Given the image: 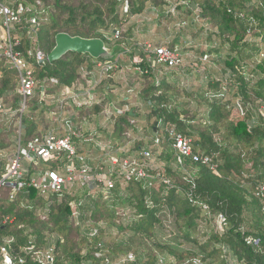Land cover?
I'll use <instances>...</instances> for the list:
<instances>
[{"label": "trees", "instance_id": "trees-1", "mask_svg": "<svg viewBox=\"0 0 264 264\" xmlns=\"http://www.w3.org/2000/svg\"><path fill=\"white\" fill-rule=\"evenodd\" d=\"M171 1L180 0H130V12L124 14L119 0H28L45 9L36 29L38 45L46 56L55 47L56 35L67 33L100 38L118 57L106 62L69 53L54 63L32 60L38 93L44 88L54 103L44 106L40 98L30 102V110L41 109V117L38 121L29 113L22 116V145L50 132L68 135L55 121L48 122L45 113L50 117L52 110H58L56 98L62 91L91 81L98 63L112 64L113 71L103 75L92 91L102 100L76 110L73 130L86 136L83 123L105 112L114 100L111 87L119 83L113 80L114 74L123 70L131 81L125 94H131L140 106L112 117L104 130L113 143L111 152L91 147L98 155L139 160L149 151L156 166L147 161L148 177L143 179L123 182L115 177L116 185L107 198L100 192L92 196L86 188L49 198L25 189L10 202L9 191L2 190L0 238L14 237L17 254L33 245L35 250L54 246L55 264H264V201L257 196L264 185V0H182L187 4H178L176 15L168 13ZM195 29L206 34L207 50L195 64L186 66L184 52L200 50L194 45ZM116 30L121 31L119 38L114 37ZM162 31L164 39L158 44ZM142 38L152 43H148L152 51L159 46L177 50L184 65L169 69L154 64ZM31 45L25 34L20 49L26 52ZM206 55L208 60L202 65ZM211 60L223 68L209 78L201 76L199 72L209 71ZM5 64L1 59L0 103L16 111L21 101L18 73ZM188 73L201 78L200 93L180 85V77ZM1 117L0 130L8 132H0V152L11 150V137L22 127L18 116L9 125V118ZM172 127L191 139L194 152L211 158V164L181 160L167 132ZM121 139L122 144H116ZM74 143L88 157L91 149L86 143L78 137ZM96 162L88 163L95 167ZM6 165L0 162L2 173ZM36 169L55 170L57 164L40 161L30 174ZM164 211L177 230L169 236L156 230L164 228ZM219 215L225 217L226 226L208 235L205 229ZM185 245L191 248L183 249Z\"/></svg>", "mask_w": 264, "mask_h": 264}, {"label": "built area", "instance_id": "built-area-1", "mask_svg": "<svg viewBox=\"0 0 264 264\" xmlns=\"http://www.w3.org/2000/svg\"><path fill=\"white\" fill-rule=\"evenodd\" d=\"M122 4L124 14H129L131 9L130 0H119ZM178 4H187L180 0L179 2H170L168 13L176 15ZM45 13V9L37 3L32 5L28 0H0V60L8 62L12 69L18 73L17 94L20 96V106L18 110H8L0 103L1 118L18 116V125H21V118L27 112L29 101L31 102L36 90L39 88V82L35 78V68L32 60L42 64L47 61V56L38 45L37 29L40 25V17ZM25 34L29 37L32 45L26 52L22 51V42ZM121 31L116 30L114 37L119 38ZM146 51L153 54V62L165 68H179L184 65V58L177 50L167 46L156 47L153 51L148 44ZM208 56H204L207 60ZM97 67L103 75L113 71L112 64L98 63ZM45 100V93H41L40 101ZM60 102V101H59ZM60 111L53 115L64 116V108L67 104L60 102ZM129 109L110 108L105 109V115L108 119L113 116L122 115ZM70 121V120H69ZM65 120L68 135L60 137L53 132L35 137L24 145L21 143V130L18 132L17 149L13 156L7 160V169L4 173L0 171V192L9 191L8 200L13 202L19 194L25 189L37 190L43 198H49L54 194H60L64 191L72 192L76 188H86L90 194L100 192L105 198L115 187V177L121 178L123 182L143 179L148 177L147 166L151 161V153L144 152V159L126 157L120 158L116 155L106 153L99 158L96 166H91L90 158L78 152L74 137L78 133L73 130L72 123ZM173 140V147L181 160L191 158L194 162H201L204 165H210L212 160L209 157H203L196 154L193 150L192 141L175 129H167ZM156 143L160 139L156 138ZM108 152V148H100ZM54 162L57 164L55 170L36 169L34 174H30L32 169L39 163ZM27 166V167H26ZM167 183V182H166ZM257 196L264 201V185L258 188ZM1 199V194H0ZM8 221V218L5 222ZM216 223L220 230L226 226V219L223 215L216 218ZM14 237L0 238V264H55V247L48 246L45 250H35L33 245L21 248V254L16 253ZM248 243H251L248 240Z\"/></svg>", "mask_w": 264, "mask_h": 264}, {"label": "crops", "instance_id": "crops-1", "mask_svg": "<svg viewBox=\"0 0 264 264\" xmlns=\"http://www.w3.org/2000/svg\"><path fill=\"white\" fill-rule=\"evenodd\" d=\"M152 32L153 31H151V30H148V34H152ZM145 44H148L147 42L145 43ZM5 68H8L9 70L11 69V70H13L12 68H11V66H10V64L8 63V62H6V64H5V66H4ZM117 74H119V75H121L119 78L117 77L118 75ZM117 74H114V77H113V80L114 81H118L119 80V83L117 84H114L111 88H112V90H111V93H112V95H114V100L113 101H111L110 102V104L108 105L110 108H119V109H125V108H127V109H132L133 107L134 108H137L138 106H140V104L139 103H137V102H134V97L131 95V94H129L128 96L125 94V89H126V86L127 85H129L131 82H129L128 83V80L129 79H126L125 78V75H124V71L123 70H121L120 72H118ZM102 77H104L103 76V74H102V71L99 69L96 73H93L92 74V80L91 81H87V84L86 85H83L82 83H79L78 85H75L73 88H71V89H65L64 91H62L58 96H57V98L56 99H58V101H56L57 103L56 104H58V110H56V111H60L59 109H60V102H64V104H67V107H65L64 108V116L62 115V117H60L59 116V113H58V116H55V115H53L56 111H54V110H52V112H51V116L49 117L48 116V114H46L45 113V118L48 120V122L50 121H52V122H56L57 124H59L60 126L62 125V121L64 122L63 123V126L66 124L65 123V120L66 121H69V122H71L72 120H74V119H76L77 118V109H79V108H81V107H86V108H91L93 105H97V104H99L100 103V100H102V99H100V97L98 96V95H96V94H93L92 93V91H94L95 89H96V87L99 85V83L101 82V80H102ZM42 92L43 93H45V89L44 88H42ZM40 95L41 94H39L38 93V90H36V93H35V97H34V99H36V98H40ZM53 99H54V97H51V96H46L45 95V100L43 101V102H45V104H44V106H47V107H52L53 106V103L54 102H52L53 101ZM60 101V102H59ZM121 101H123V102H126L125 104H121L120 102ZM129 101L131 102V103H129ZM132 102H134V103H132ZM108 106H106V108L108 107ZM43 107V106H42ZM30 106L28 107V110H27V112L26 113H29L30 114V116L31 115H33L34 116V120H38V119H40V115H41V109H39V110H37V111H35V112H32L31 110H30ZM105 108V109H106ZM54 111V112H53ZM105 112L103 113V118L104 119H102V117H101V115L98 117V118H94L95 119V122H97L98 123V127H96V129H94V128H92L91 127V122L90 121H85L84 123H83V125L85 126V127H83V130H85V133H86V136L88 137L89 135L91 136V133H93V140H94V138H99L100 140H105L106 141V139L105 138H103V137H105V135H104V130L107 128V126H109L110 127V122H111V119H108V117L107 118H105ZM11 121H13V117L8 121V122H11ZM39 121V120H38ZM55 122H54V124H55ZM108 122V123H107ZM107 123V124H106ZM51 124V123H50ZM63 126H61L60 127V129L63 131V132H65V133H67L68 131H67V129H66V127H63ZM73 126V125H72ZM74 127V126H73ZM20 129H25V126L23 125V122H22V127H20V128H16V130H15V133H17L18 134V132H19V130ZM95 131H94V130ZM109 129V128H108ZM74 130H76V129H74ZM7 132L6 130H0V132ZM93 131V132H92ZM77 132V131H76ZM78 133V132H77ZM68 134V133H67ZM78 139H79V142L81 143V140H82V143H86L87 145H85V146H87V147H89L88 148V150L89 149H91V150H89V154H88V157L90 158V161L92 162V159H94V160H98L99 158L98 157H100V156H104V155H98V153L96 152L95 154L96 155H94L92 152H94L93 151V148L91 147V145H90V142H92V139H88L86 136H85V134H79L78 133ZM95 136V137H94ZM18 137H19V135H18ZM17 141H18V139H16V145H15V150L17 149ZM79 143V144H80ZM116 144H122V142L121 141H118ZM103 145V146H102ZM80 146H82L81 144H80ZM79 146V149L81 148ZM113 146V143H112V141H107V143H103V144H101V145H99V144H95L94 145V148H109V147H112ZM14 147V146H13ZM13 147L11 148V150H13ZM123 147V146H122ZM122 147L121 148H119V149H122ZM113 148V147H112ZM11 150H8V151H11ZM5 153L6 151H1L0 153ZM15 154V151L14 152H12V153H10L9 155H7L6 156V161L11 157V156H13ZM98 158V159H97ZM98 162V161H97ZM96 162V163H97ZM6 164H7V162H6ZM96 165V164H95Z\"/></svg>", "mask_w": 264, "mask_h": 264}, {"label": "rangeland", "instance_id": "rangeland-1", "mask_svg": "<svg viewBox=\"0 0 264 264\" xmlns=\"http://www.w3.org/2000/svg\"><path fill=\"white\" fill-rule=\"evenodd\" d=\"M140 22H143V20H141ZM140 27H144L143 25H141ZM177 29H179L180 27L179 26H177L176 27ZM151 29V28H150ZM138 31H139V34L140 33H142V31H143V29H138ZM154 32H155V30H154ZM150 36H152L153 37V35H150ZM164 34H163V31L160 33V34H158L157 35V38H158V40H157V43L158 44H161L162 42H163V39H164ZM192 36H194L195 37V43H194V45H199V47H200V50L199 51H196L195 50V48L193 49H187L186 50V52H184V54H185V58H186V66L187 65H190V64H195V61L197 60V58L199 59V57H200V54H201V52L202 51H206L207 50V46H206V41H205V36H206V34H204V33H200L197 29H195L194 30V35H192ZM191 35L188 37V39H192L191 37H192ZM202 39H201V38ZM143 40H142V42H147V43H151L150 41H148L146 38H142ZM152 44V43H151ZM192 45H193V42H192ZM193 45V46H194ZM190 48H191V46H189ZM264 47V46H263ZM209 59H211V57H209ZM208 60V59H207ZM207 60H204V57H202V65H204L206 62H207ZM208 68H209V71L207 72V73H201V72H199V74H201V76H207L208 78L210 77V76H212L213 74H214V72H215V70H220L221 68H223V65H221V64H218V63H216L215 65L212 63V60H211V62L210 63H208ZM196 75H198V74H196ZM126 78V77H125ZM126 79H129V78H126ZM129 82H131L130 81V79L128 80V83ZM201 78H199V77H197V76H195V75H193V73H188L186 76H183V77H180V85L181 86H185L186 88H188V89H191V90H193V94H194V92L196 93V94H198V93H200L201 91H200V86H201ZM186 95H184V98L187 100L188 98L187 97H185ZM191 100V99H190ZM192 101V100H191ZM29 106H30V101H29ZM67 107V106H66ZM139 107V106H138ZM263 110V109H262ZM264 111V110H263ZM201 113V112H200ZM237 112H235V114H236ZM103 114L101 115V117H102V119H104L103 118ZM105 118H107V116L105 115ZM10 120V119H9ZM112 120V119H111ZM112 122V121H111ZM110 122V123H111ZM108 123V122H107ZM106 123V124H107ZM7 124L9 125V124H11V122H7ZM6 124V125H7ZM91 127L92 128H94V129H96V127H98V123L97 122H95L94 120L91 122ZM5 128V127H4ZM93 129V130H94ZM6 131L8 132V129H6ZM95 131V130H94ZM6 132V133H7ZM93 132V131H92ZM141 132V131H140ZM87 137V136H86ZM95 137V136H94ZM7 138V137H6ZM14 141V147H13V150H11V151H6L5 153L3 152V153H0V162H7L6 161V156L7 155H9L10 153H12V152H16V150H15V140L16 139H18V134L17 133H13V136L11 137ZM88 139H92V142H90V145H92V146H94L95 144H99V145H101V144H103V143H107V141H109V137H107V136H105V137H103V138H105L106 139V141L105 140H100L99 138H94V140H93V133H91V136L89 135L88 137H87ZM108 138V139H107ZM122 138V137H121ZM10 138H8V140H9ZM121 142H123V140L121 139L120 140ZM81 142H82V140H81ZM85 145H87V144H85ZM103 146V145H102ZM93 148V147H92ZM112 147H109L108 148V152H111L112 151ZM120 151H122L121 149H119ZM125 150V152H127V150L126 149H124ZM94 155H96L94 152H92ZM103 156H100V157H98V158H102ZM97 158V159H98ZM150 163L152 164V165H155L156 166V160L154 159V157H151V161H150ZM7 166V165H6ZM27 167V166H26ZM6 169H7V167H6ZM97 191L96 192H92V196H95V197H98L97 195ZM120 209H121V207H119ZM161 218H162V221H163V223H164V228H163V230L161 229V228H159V227H157L156 228V230H157V232H159L160 234L161 233H165L167 236H169L170 235V233H172V232H176L177 230H176V226H175V224H174V220H173V218L166 212V211H164L163 213H161ZM124 220H126V218H124ZM165 229V230H164ZM219 230L220 228H219V226L217 225V223H215L214 221H213V223L211 224L210 223V225H208L207 226V228L205 229V232L209 235L210 234V232L212 231V230ZM169 234V235H168ZM208 235L205 237V240L208 238ZM203 238V237H202ZM183 249H188V248H191V246L190 245H185L184 247H182ZM195 248V247H194Z\"/></svg>", "mask_w": 264, "mask_h": 264}, {"label": "water", "instance_id": "water-1", "mask_svg": "<svg viewBox=\"0 0 264 264\" xmlns=\"http://www.w3.org/2000/svg\"><path fill=\"white\" fill-rule=\"evenodd\" d=\"M69 53L88 55L93 60L112 61L118 57L115 49H110L100 38L85 39L73 37L67 33H59L55 37V47L47 56L49 63L61 60ZM133 114V111H131Z\"/></svg>", "mask_w": 264, "mask_h": 264}]
</instances>
